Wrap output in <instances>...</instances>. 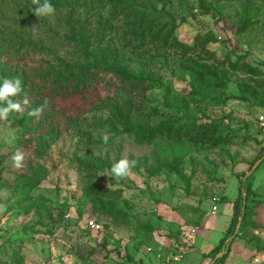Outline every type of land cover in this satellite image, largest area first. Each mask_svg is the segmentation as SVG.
<instances>
[{"label": "rangeland", "instance_id": "1", "mask_svg": "<svg viewBox=\"0 0 264 264\" xmlns=\"http://www.w3.org/2000/svg\"><path fill=\"white\" fill-rule=\"evenodd\" d=\"M52 2L0 0V264H207L240 190L216 264H264V0Z\"/></svg>", "mask_w": 264, "mask_h": 264}, {"label": "clouds", "instance_id": "2", "mask_svg": "<svg viewBox=\"0 0 264 264\" xmlns=\"http://www.w3.org/2000/svg\"><path fill=\"white\" fill-rule=\"evenodd\" d=\"M35 2L37 6L34 13L38 17H49L56 12V8L52 0H35ZM22 93L26 96L23 81L19 76L0 79V119L6 118L12 112H23L25 110L26 106L29 104L28 99H12L14 97H20ZM41 111V108H36L30 111L29 114L34 116L39 115ZM109 139L110 137L107 133H105L103 135V140L107 142ZM14 159L17 166H19L22 156L18 154L14 157ZM132 163H134V161L130 162L126 158H121L112 165V176L114 178L126 176L128 174L130 164Z\"/></svg>", "mask_w": 264, "mask_h": 264}, {"label": "trees", "instance_id": "3", "mask_svg": "<svg viewBox=\"0 0 264 264\" xmlns=\"http://www.w3.org/2000/svg\"><path fill=\"white\" fill-rule=\"evenodd\" d=\"M26 10L29 11V9H27V8H26ZM89 67H91L92 70L104 72V74H106L108 72H112L117 77H119L120 79H122L124 82H127V83L132 82V81L144 82L146 80H149L148 76H142V75L141 76H133V75H129V74H127L126 71L110 68V67L106 66L105 63H101V65H98V64L94 63L93 65H89ZM53 86H57L56 83L53 84ZM244 88L245 87L241 86V89H244ZM181 109L185 110V107H181ZM117 112L121 116V112H119V111H117ZM134 128H136V126H132L129 123L125 122V129L127 131H133ZM241 188H245L248 191L249 187H248V183H247V178L245 180H241L240 181V189ZM241 202H242V194H241V190H240L238 201L236 202V205H235L234 215H233V217L231 219V222L229 224V227L227 229V233L222 238L220 244L211 252L213 257H215L221 251L222 246H223L222 244L224 243V241L234 232V230L236 228V225L238 223V219H239V217L241 215V206H242ZM244 222H245V217H242V222H241L240 227H239V232L243 229ZM221 258L222 257H220L217 260H215L214 264H216L218 262V260L221 259Z\"/></svg>", "mask_w": 264, "mask_h": 264}, {"label": "water", "instance_id": "4", "mask_svg": "<svg viewBox=\"0 0 264 264\" xmlns=\"http://www.w3.org/2000/svg\"><path fill=\"white\" fill-rule=\"evenodd\" d=\"M262 159H264V154H263V156L260 158V160H258V161L255 163V165L253 166V168H252L247 174H245L243 180H245L246 177H247V175L250 174V173L252 172V170H253L254 168H256V167L261 163ZM241 220H242V217L240 216L239 219H238V223H237V225H236V228H235V230H234L233 235H235V234L238 232L239 227H240V224H241ZM231 239H232V238H231ZM219 255H220V254H218V256H219ZM214 259H215V258H214ZM214 259L210 262V264H213Z\"/></svg>", "mask_w": 264, "mask_h": 264}, {"label": "built area", "instance_id": "5", "mask_svg": "<svg viewBox=\"0 0 264 264\" xmlns=\"http://www.w3.org/2000/svg\"><path fill=\"white\" fill-rule=\"evenodd\" d=\"M260 124H261V126L264 127V116L260 117ZM214 208L216 209V207H214ZM89 224H90V226H94V222L93 221H90Z\"/></svg>", "mask_w": 264, "mask_h": 264}, {"label": "crops", "instance_id": "6", "mask_svg": "<svg viewBox=\"0 0 264 264\" xmlns=\"http://www.w3.org/2000/svg\"><path fill=\"white\" fill-rule=\"evenodd\" d=\"M255 170H256V169H255ZM231 215H232V214H231ZM231 215L229 216V218H231ZM213 218H214V217H213ZM231 219H232V218H231ZM241 222H242V220H241ZM226 233H227V230H226ZM226 233H225V234H226ZM218 254H220V253H218ZM218 254L214 257V258H215V259H214V262H215V260H217V259L219 258V257H218ZM212 260H213V259H212ZM212 260H211V261H212ZM211 261H210V262H211ZM210 262L207 263V264H210ZM214 262H213V264H214Z\"/></svg>", "mask_w": 264, "mask_h": 264}]
</instances>
